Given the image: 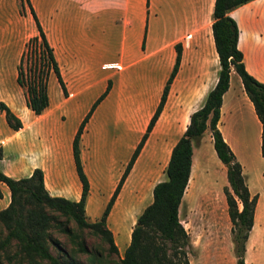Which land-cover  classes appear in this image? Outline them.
<instances>
[{"label":"crops","instance_id":"1","mask_svg":"<svg viewBox=\"0 0 264 264\" xmlns=\"http://www.w3.org/2000/svg\"><path fill=\"white\" fill-rule=\"evenodd\" d=\"M43 1L57 6V10L52 7L42 12L39 24L52 47L66 92L63 93L57 81L55 85V76L50 72L48 104L41 113L34 114L25 104L22 88L16 82L6 84L7 67L0 64V100L21 120V126L13 129L0 110V170L19 178L38 167L50 195L77 200L80 181L72 157V137L81 118L110 80L111 85L94 105L79 140L82 168L89 184L84 209L90 220L100 215L108 201L157 104L174 60L175 44L180 46L179 64L163 106L106 216V226L114 234L120 250L116 236L125 231L128 241L129 212L137 207L136 202L141 203L144 184L165 166L172 145L188 123L189 114L201 106L215 83L219 64L211 33L214 0ZM228 14L238 27L237 47L242 52L245 69L264 82V0H248L230 9ZM57 46H62L67 54L62 59L57 54ZM116 59L120 69H107L112 66L109 61ZM12 64L9 71L15 80L16 60ZM134 66L138 70L133 74V84L141 100L133 105L129 104L127 93ZM236 75L233 70L229 73L216 125L241 165L249 193L256 194L254 226L264 197V156L259 149L261 124ZM246 120L252 124V132L255 130L257 159H244L245 154L241 152L247 133H251ZM207 131L206 127L192 144L190 171L182 197L193 177L201 182L207 176L199 171L204 167L198 169L195 165V159H200L206 166L204 137L215 154ZM246 169L253 172L255 182ZM163 178L150 181L149 191ZM0 191V208H3L9 201V189L2 181ZM125 195L133 200L127 206Z\"/></svg>","mask_w":264,"mask_h":264},{"label":"trees","instance_id":"2","mask_svg":"<svg viewBox=\"0 0 264 264\" xmlns=\"http://www.w3.org/2000/svg\"><path fill=\"white\" fill-rule=\"evenodd\" d=\"M248 0H214L212 8L211 33L218 58L217 77L214 85L207 91L201 106L189 114L184 130L172 145L164 166V178L155 182L151 189V201L136 215L129 232V240L120 257L121 264H189L187 258L188 235L178 217L181 201L191 164L192 144L196 143L203 130L210 131L212 146L218 159L225 166L226 184L222 193L226 212L231 223V240L235 256L234 264H244L245 241L252 229L256 194H250L241 165L233 151L223 139L217 127L222 93L228 86L229 73L233 70L240 78L242 87L251 101L255 114L260 121V154L264 156V82L257 80L244 67L243 55L237 47L238 27L228 11ZM34 20L36 33L30 35L15 64V82L22 88L25 104L34 113L39 114L47 106L48 75L52 72L63 93L65 86L53 50L29 0H25ZM180 59V46L175 44V55L170 71L162 86L161 93L144 131L134 146L108 201L100 215L87 219L84 204L88 193V179L80 158V134L94 105L110 86L92 102L83 115L73 134L71 151L75 171L80 181V196L71 200L63 196L50 195L44 184L40 168L35 167L24 177L13 178L0 170V181L9 189V201L0 208V264L5 259L12 263L16 257L26 258V264H82L73 260L63 261L52 254L48 243L58 246V240L52 237V227L71 236V229L57 221V215L65 221L71 219L78 228H90L101 234L108 243V249L117 253L112 232L106 226V216L110 206L137 156L147 134L157 118L169 84L177 70ZM8 125L17 129L20 118L0 100ZM1 154V151H0ZM264 175V170L262 171ZM1 196V191H0ZM251 228V229H250ZM79 250L86 251L82 242L77 241ZM12 248L11 251H8ZM19 264L21 260H17Z\"/></svg>","mask_w":264,"mask_h":264},{"label":"rangeland","instance_id":"3","mask_svg":"<svg viewBox=\"0 0 264 264\" xmlns=\"http://www.w3.org/2000/svg\"><path fill=\"white\" fill-rule=\"evenodd\" d=\"M29 1L38 21L42 12L52 10V7L57 10V6L53 3L52 6L50 2L46 3L43 0ZM65 6L69 7L70 4H66ZM34 32L36 33L35 23L25 0H0V64L2 63L7 67V85L12 82L15 83L14 77H12L9 69L13 68L14 64L12 63L15 60L17 62L24 42ZM243 35L244 30H242L241 35L242 40ZM57 54L61 59L66 54L62 46H57ZM138 54L140 55L141 53ZM117 61V59L111 62L109 61V63H112V66L106 65L107 69L119 70L120 68L115 64ZM136 67L134 66L131 69L133 73L129 75V79L132 77L135 78L133 74L138 70V67ZM53 78L56 85V79L55 77ZM133 78L132 82L129 80L127 95L129 104L134 105L138 100H141V94L137 91L136 84H133L135 82ZM111 83L110 81V85ZM53 88H55L54 84H52L51 90ZM51 93L53 94L52 91ZM144 108L145 105L143 104L141 109L144 110ZM245 117L247 119V116ZM246 122L248 127L251 128V133H247L245 147L241 148V152L245 154L244 159H257V143L254 138L255 130L252 132V124L248 123L247 120ZM247 130L249 131L248 128ZM207 132L210 134L209 129ZM204 140H206L204 142L206 146L204 148L206 151V166L201 164L200 159H195V165L199 167L198 169L204 167L199 171L207 176L205 177L204 175L205 179H202L201 182H197L194 177L191 179V184L186 189L178 206V217L189 239L187 258L189 264H234L235 256L230 232L231 223L226 212V204L222 193V186L226 184L225 167L214 152H212L208 139L204 137ZM163 169L164 167H161L157 171L156 176L144 184V196L141 203L136 202L137 207L129 212L131 220L128 222V228L131 229L137 213L151 201L149 187L152 183L150 181L153 182L163 178ZM246 170L248 176L255 182L253 172L248 171V169ZM135 192L137 193V190H134ZM137 195L139 196V194ZM124 202L126 206L131 204L133 202L132 197L126 196ZM261 202L258 207L257 224L249 231L248 241H245L244 259L246 260L247 258V261L244 260V264H264V197ZM123 211H125L124 206H122ZM56 219L57 221L63 222L62 226H69L72 233L69 236L57 226L52 227L51 235L58 240V246L56 247L48 243V247L52 254L56 255L59 259L66 262L73 260L82 264H121L119 259L122 256L124 245L126 246L125 243H128L125 239V231H121L116 236L120 250L114 253L109 251L108 243L101 234L92 232L90 228H78L71 219L65 221L63 216L57 215ZM87 219H89L88 216ZM112 237L114 240L113 233ZM77 241L82 242L86 251L79 250ZM11 250L12 248L8 249V251ZM17 260H21L22 264L27 263L26 258L19 259L16 257L10 264H19ZM43 263L48 264L45 260H43ZM1 264L9 263L3 259Z\"/></svg>","mask_w":264,"mask_h":264},{"label":"built area","instance_id":"4","mask_svg":"<svg viewBox=\"0 0 264 264\" xmlns=\"http://www.w3.org/2000/svg\"><path fill=\"white\" fill-rule=\"evenodd\" d=\"M115 66V65H114Z\"/></svg>","mask_w":264,"mask_h":264}]
</instances>
